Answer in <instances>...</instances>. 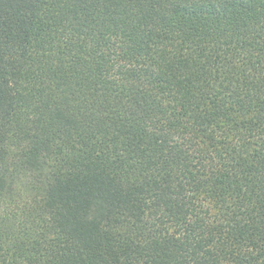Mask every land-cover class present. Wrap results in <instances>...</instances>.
Returning <instances> with one entry per match:
<instances>
[{
	"label": "trees",
	"instance_id": "1",
	"mask_svg": "<svg viewBox=\"0 0 264 264\" xmlns=\"http://www.w3.org/2000/svg\"><path fill=\"white\" fill-rule=\"evenodd\" d=\"M0 264H264V0H0Z\"/></svg>",
	"mask_w": 264,
	"mask_h": 264
}]
</instances>
